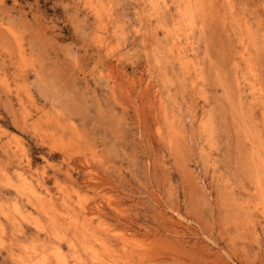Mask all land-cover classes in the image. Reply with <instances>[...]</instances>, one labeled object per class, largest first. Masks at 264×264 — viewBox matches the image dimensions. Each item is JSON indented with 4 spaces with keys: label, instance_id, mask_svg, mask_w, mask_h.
I'll return each instance as SVG.
<instances>
[{
    "label": "rangeland",
    "instance_id": "obj_1",
    "mask_svg": "<svg viewBox=\"0 0 264 264\" xmlns=\"http://www.w3.org/2000/svg\"><path fill=\"white\" fill-rule=\"evenodd\" d=\"M263 180L264 0H0V264H264Z\"/></svg>",
    "mask_w": 264,
    "mask_h": 264
},
{
    "label": "bare ground",
    "instance_id": "obj_2",
    "mask_svg": "<svg viewBox=\"0 0 264 264\" xmlns=\"http://www.w3.org/2000/svg\"><path fill=\"white\" fill-rule=\"evenodd\" d=\"M264 181V180H263ZM259 185V184H258ZM264 205V204H263Z\"/></svg>",
    "mask_w": 264,
    "mask_h": 264
}]
</instances>
